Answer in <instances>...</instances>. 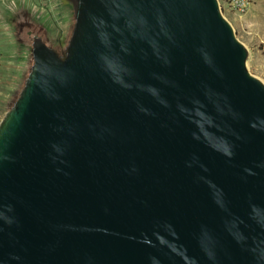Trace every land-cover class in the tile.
Instances as JSON below:
<instances>
[{"label":"water","instance_id":"1","mask_svg":"<svg viewBox=\"0 0 264 264\" xmlns=\"http://www.w3.org/2000/svg\"><path fill=\"white\" fill-rule=\"evenodd\" d=\"M0 116V264H264V83L217 0H58Z\"/></svg>","mask_w":264,"mask_h":264},{"label":"rangeland","instance_id":"2","mask_svg":"<svg viewBox=\"0 0 264 264\" xmlns=\"http://www.w3.org/2000/svg\"><path fill=\"white\" fill-rule=\"evenodd\" d=\"M223 16L247 51L246 68L264 83V0H217ZM73 17L58 0H0V116L10 105L31 63L32 26L34 34L47 43L70 35Z\"/></svg>","mask_w":264,"mask_h":264},{"label":"flooded vegetation","instance_id":"3","mask_svg":"<svg viewBox=\"0 0 264 264\" xmlns=\"http://www.w3.org/2000/svg\"><path fill=\"white\" fill-rule=\"evenodd\" d=\"M36 30H34V28L32 27V26H28L26 29H25V32H24V34L23 35H25V36H27V37H31V41H32V36L34 35V32H35ZM36 32H38V31H36ZM40 38H41V40L46 44V45H48V46H54V45H51V44H49V43H47V41H46V39L44 38V36H41L40 35ZM55 43L57 44V47H58V51H61V49H62V45L64 44V38H61V37H59V38H57L56 40H55Z\"/></svg>","mask_w":264,"mask_h":264}]
</instances>
